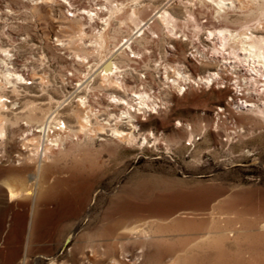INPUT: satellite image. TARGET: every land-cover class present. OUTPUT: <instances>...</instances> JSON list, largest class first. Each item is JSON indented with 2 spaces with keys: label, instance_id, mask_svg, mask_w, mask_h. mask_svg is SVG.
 Segmentation results:
<instances>
[{
  "label": "rangeland",
  "instance_id": "rangeland-1",
  "mask_svg": "<svg viewBox=\"0 0 264 264\" xmlns=\"http://www.w3.org/2000/svg\"><path fill=\"white\" fill-rule=\"evenodd\" d=\"M231 1L219 16L203 0H0V79L6 67L24 77L0 85V194L24 210L0 223V264H21L27 241L28 264H264L263 77L208 32L264 36V0ZM111 60L120 84L100 75ZM58 106L70 130L43 161L30 225L33 201L8 202L2 179L31 187L39 143L26 121ZM114 209L147 231L116 263L105 248Z\"/></svg>",
  "mask_w": 264,
  "mask_h": 264
},
{
  "label": "bare ground",
  "instance_id": "bare-ground-1",
  "mask_svg": "<svg viewBox=\"0 0 264 264\" xmlns=\"http://www.w3.org/2000/svg\"><path fill=\"white\" fill-rule=\"evenodd\" d=\"M203 1H206L209 4H211L214 7V10H215L214 12L217 15H219V16H221V14L224 13L227 8H229V4L230 5L233 4L232 3L233 1H231V0H203ZM246 2H247V0H246ZM249 2H251V1H249ZM121 4L122 3H120V5ZM120 5L118 6L116 4V6H115L116 14H117V11L121 10L123 4L121 6ZM92 10L91 9H83V11H81V12L83 14L86 13L90 17V19H93L95 14L98 13V12L95 11L96 12L95 13L94 10L93 11ZM129 10H130V12H128L129 13V17H127V18L128 19L129 18L130 19H134L137 16V12L138 11H136V9L134 7L129 9ZM155 10H156L155 15H154L155 18H158L161 22H163L165 24H167L169 22L172 23V21L169 20L170 18H172V15H170L165 9H162V10H159V11H157V9H155ZM110 11H113V10H110ZM74 14H75V12H74ZM173 18H172V20H173ZM137 21H138V23H137ZM144 22L145 21H143V23H142V20H136V23L139 24V26L136 27L137 28V32L140 31V30H143L142 28L146 24ZM107 23L108 22H106V24ZM169 26L172 27L173 25L171 26L169 24ZM256 26L264 28V16L262 18H260V20L257 21ZM208 32L210 34H216V35L219 36V38H220V45L219 46H221V48L224 47L225 45H227L230 40L233 43H235L236 45H235L234 51L237 52V50H239V51L242 52L243 55H242V57H240L241 60H243L245 62H248V64H252L253 65L252 70L255 71V73L257 74L258 77H263V78H261V80H263V82H264V36H259V35H256V34L252 33L248 26L245 27L244 30H242L240 32H236V33L235 32L232 33L226 27L218 28V29L214 28V30H208ZM100 37H102V36H100ZM130 38L131 37L129 36V38L125 40V43H127L125 48L130 50L129 52H132L131 46L129 45V43H130L129 39ZM127 49H125V50H127ZM0 53L3 54V55H6V56L8 55L7 49H2L1 48L0 49ZM110 56H109V58H110ZM236 56L239 57L237 54H236ZM0 60L2 62H4V64H7V62H5L4 58H1ZM100 70H101L100 75L102 76V78L106 82L109 81V80H113V82H115L113 84H116V83L120 84L121 81L118 82L119 79H117V77L120 76L119 73H118V70H120V69L117 70V66L115 65V63L112 60L108 61L106 64H104V66ZM1 75H2L1 78L3 79V81H2V79H0V85H3V83H4V85L6 83H10L11 85H13L14 82H15L14 79H16V78L24 80V77H22L21 74L10 70L8 67H6L3 70ZM217 75H218V73H217ZM254 78H255V81L258 82L256 77H254ZM207 81L211 82L212 81V76H209ZM13 90H15V88ZM118 99L120 100L121 103H124V100H122L120 98H118ZM5 100L6 99H4L3 96H0V137L5 136V127H4L3 122H2L4 120V118H5V114H3L2 111L7 109V108H4V107H6L5 103H4ZM139 101H140L141 105L144 104V105L149 106L148 103L144 100L143 97H141V100H139ZM245 101H247V100L245 99ZM248 104H251V103H248ZM248 104H246V106H248ZM59 107L60 106H58V107L54 108L53 110L49 111L46 114V116L44 117L43 120H39L38 121L35 117H31L30 116V119L28 121H26V125L28 126V127L26 126L27 127L26 130H28L29 134L31 135V137L29 139L27 138L28 139L27 141H33L34 144L35 143H39L38 144L39 148L37 149V151L36 150L34 151V153L37 152V157L38 158H36L37 165L35 164L36 166L34 167L35 168V174L33 176V184L31 185V187H24L25 185L23 186L18 181L14 180L15 178H13V177H5L4 179H2V184L4 186V190H5L8 202L11 203V202H14V201H16V200H18L20 198H30L33 201V203L30 205V207L28 209L29 217H28L27 221L29 222L30 225L33 222L34 214L39 210L38 207L34 204V201L36 200V197H37V195L39 193V189H40V176H41L42 168L44 167L43 166V163H44L43 161H45V160L48 161L47 159H50L49 155L51 153V150L55 149L54 147L58 146L59 142H61L63 139L68 138L66 136V134L70 130L69 128L66 127V124L64 123V121L60 120L58 118V116H57L58 113H59L58 112L59 111L58 110ZM257 111L262 117H264V110L263 109H258ZM74 114L77 117L78 122H79L78 125L81 128V130H79V131L80 132L81 131H85L84 129H86V126H87L85 124H89L88 115H86V113H85L84 116H82V115L78 116L76 112ZM122 114H124L126 116L128 115V117H130V118L132 117L129 110H124ZM191 134L192 133L190 132L189 133V137L192 136ZM39 137L40 138L42 137L40 139V141L38 140ZM19 158H20V156H19ZM20 159H22V158H20ZM18 161H17V163H20ZM9 171H12V173H15V172H17V169L12 168ZM0 173L1 174L2 173H6V171L0 170ZM41 187H42V185H41ZM0 190L2 191V189H0ZM2 199H3V197L0 194V223H2L5 220V217L7 216V214L13 215L14 216V220H16V221H18V220H19V222L22 221V215H23V211L24 210L17 209V208L14 207V205H11V204H7V205L2 204L3 203ZM115 211H117V212H115ZM69 212H70V210H69ZM114 213H117V214L119 213L118 214L119 217L110 219V221L107 222V224L105 226V230L107 232L106 247L105 248H106V251L111 255V261L113 263L114 262L116 263L115 256H116L117 251L119 250L121 252V254L127 252L128 249H129V245L130 244L133 245L132 247H136V248L139 247L140 248L142 246V234H145L147 231H146V229L142 228L141 224L140 225H132L131 222L127 221L126 218L129 215L128 211H126V210L120 211L118 209H114L113 210V214ZM108 217L110 218L109 214H108ZM28 244H29V241H27V243H25V246H24L25 257L22 260L21 264H28L29 263L28 262V258L26 257L27 250H28ZM50 264H56V263L51 262Z\"/></svg>",
  "mask_w": 264,
  "mask_h": 264
}]
</instances>
